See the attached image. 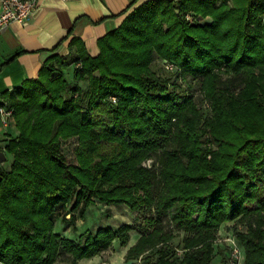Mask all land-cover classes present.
<instances>
[{"label": "trees", "instance_id": "obj_1", "mask_svg": "<svg viewBox=\"0 0 264 264\" xmlns=\"http://www.w3.org/2000/svg\"><path fill=\"white\" fill-rule=\"evenodd\" d=\"M216 1L144 0L95 56L73 36L67 54L2 92L17 132L2 145L0 264H77L125 245L131 223L54 230L61 211L72 225L95 202L145 213L127 259L210 264L220 224L236 219L243 264H264V0ZM190 9L210 20H186ZM156 56L198 78L206 111L152 67ZM70 137L75 162L61 147Z\"/></svg>", "mask_w": 264, "mask_h": 264}, {"label": "crops", "instance_id": "obj_2", "mask_svg": "<svg viewBox=\"0 0 264 264\" xmlns=\"http://www.w3.org/2000/svg\"><path fill=\"white\" fill-rule=\"evenodd\" d=\"M144 0H37L30 19L0 29V101L26 78L37 76L50 54H67L76 36L88 54L99 52L97 40L117 27ZM9 126V128H8ZM0 123V142L16 134L13 125ZM12 131V132H11ZM9 134V135H8Z\"/></svg>", "mask_w": 264, "mask_h": 264}, {"label": "rangeland", "instance_id": "obj_3", "mask_svg": "<svg viewBox=\"0 0 264 264\" xmlns=\"http://www.w3.org/2000/svg\"><path fill=\"white\" fill-rule=\"evenodd\" d=\"M220 2L221 0H217L215 5H218ZM183 16L186 20L191 22L202 23L210 20V16H201L191 9L183 13ZM163 60L164 59L159 56H156L152 63V67L162 76L169 77L170 81H174L176 84V91L186 92L185 90H187L188 92H191L194 101L206 111L208 109V101L203 96V90L198 78L192 79L188 77L187 79H181V77H177V75H175L177 71L175 72V70L166 68ZM215 70H217V68H215ZM81 84H84V82H81ZM14 126L15 125L12 126L13 132L15 131ZM76 142V137H70L62 141V150L70 162H75L73 147H75ZM3 144L4 143L0 142V149H3ZM10 159L11 156L7 153L5 159L0 162V168H8ZM151 162L152 158H148L144 161V164L150 165ZM60 213L61 215L56 216L54 219V230L59 232L62 236L69 238H76L77 235L82 233L85 229L90 228L91 230H94L99 225L109 224L118 227L123 223L133 224L134 229L130 230V239L125 245H120L117 240H114L108 247H106V249L99 253L78 259L77 264H134V258H126L127 249L135 243L139 236V232L146 230L147 225L144 220L145 213L142 211H132L125 204L104 205L103 203L95 202L94 204H91V206L89 205L83 218L79 216L78 210L72 211L76 220L72 225L63 221L62 211ZM237 227H240V225L237 224L236 219L225 221L220 224L216 239L214 240L213 254L210 264H218L222 259H225L228 264H243L244 250L235 235ZM182 235V231L175 233V236L172 239L173 244H178ZM230 238L234 239L239 248V253L237 255L233 254V245ZM68 263L69 262L65 257L58 256L53 264Z\"/></svg>", "mask_w": 264, "mask_h": 264}, {"label": "built area", "instance_id": "obj_4", "mask_svg": "<svg viewBox=\"0 0 264 264\" xmlns=\"http://www.w3.org/2000/svg\"><path fill=\"white\" fill-rule=\"evenodd\" d=\"M37 0H0V29L6 27L10 22H27L36 6ZM164 66L170 70H175L176 65L168 60H163ZM12 109L3 101L0 104V123L7 126L12 121ZM232 242V251L234 255L239 253V248L234 239ZM134 264H144L141 257L134 260Z\"/></svg>", "mask_w": 264, "mask_h": 264}, {"label": "water", "instance_id": "obj_5", "mask_svg": "<svg viewBox=\"0 0 264 264\" xmlns=\"http://www.w3.org/2000/svg\"><path fill=\"white\" fill-rule=\"evenodd\" d=\"M93 75L94 76H99V70L96 69L94 72H93ZM5 156L6 154L4 153V151L2 149H0V162H2L4 159H5ZM69 216V214H68Z\"/></svg>", "mask_w": 264, "mask_h": 264}]
</instances>
